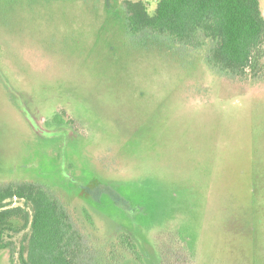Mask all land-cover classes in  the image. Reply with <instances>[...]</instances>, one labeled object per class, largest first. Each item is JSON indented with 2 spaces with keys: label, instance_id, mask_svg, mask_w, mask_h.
<instances>
[{
  "label": "rangeland",
  "instance_id": "rangeland-1",
  "mask_svg": "<svg viewBox=\"0 0 264 264\" xmlns=\"http://www.w3.org/2000/svg\"><path fill=\"white\" fill-rule=\"evenodd\" d=\"M125 17L122 0H0V185L48 176L162 263L264 264V86L133 36ZM29 233L5 235L15 263Z\"/></svg>",
  "mask_w": 264,
  "mask_h": 264
},
{
  "label": "trees",
  "instance_id": "trees-1",
  "mask_svg": "<svg viewBox=\"0 0 264 264\" xmlns=\"http://www.w3.org/2000/svg\"><path fill=\"white\" fill-rule=\"evenodd\" d=\"M122 4L131 35L151 32L166 37L187 56L193 53L209 68L232 76L245 89L258 92L264 86L260 0H157L153 14L144 0H122ZM61 155L57 154L59 163ZM47 177L0 185V263L18 264L14 261V244L6 241L5 235L27 229L30 233L22 239L19 264H142L143 253L151 257L149 264L177 262L162 263L154 242L143 238L140 242L133 228L104 227L93 209H70ZM73 194L76 200L88 202L81 187ZM13 199L24 201L31 210L8 208ZM117 228L120 231L116 232ZM163 246L167 257L182 254L171 245ZM178 262L186 263L184 259Z\"/></svg>",
  "mask_w": 264,
  "mask_h": 264
}]
</instances>
